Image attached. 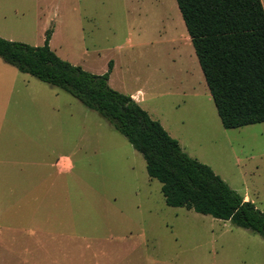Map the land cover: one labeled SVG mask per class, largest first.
<instances>
[{"label": "rangeland", "instance_id": "374dc122", "mask_svg": "<svg viewBox=\"0 0 264 264\" xmlns=\"http://www.w3.org/2000/svg\"><path fill=\"white\" fill-rule=\"evenodd\" d=\"M161 1L134 11L133 0H0V36L37 46L51 28L62 59L97 74L112 61L113 89L141 90L139 105L189 156L264 212V122L223 127L206 83L186 81L188 49L204 76L192 43L164 40V30L169 38L174 31L164 28ZM62 155L72 161L68 172L50 166ZM2 195L75 212L83 203L86 264H264L263 236L167 205L143 155L106 118L0 57Z\"/></svg>", "mask_w": 264, "mask_h": 264}, {"label": "trees", "instance_id": "16d2710c", "mask_svg": "<svg viewBox=\"0 0 264 264\" xmlns=\"http://www.w3.org/2000/svg\"><path fill=\"white\" fill-rule=\"evenodd\" d=\"M224 128L264 122V8L261 0H176ZM0 36V57L23 73L59 87L106 118L142 155L167 205L229 220L264 237V212L210 166L189 156L130 95L50 47Z\"/></svg>", "mask_w": 264, "mask_h": 264}, {"label": "crops", "instance_id": "0c3cea01", "mask_svg": "<svg viewBox=\"0 0 264 264\" xmlns=\"http://www.w3.org/2000/svg\"><path fill=\"white\" fill-rule=\"evenodd\" d=\"M142 1L133 0L134 11L141 9ZM261 3L264 8V0H261ZM159 4L161 5V15L166 16L167 24L164 28L169 27L171 31H174L169 38L168 34H165L167 30H164V40L172 42L179 39L188 49L191 38L176 0H162ZM7 39L11 40L12 38ZM49 43L51 47V38ZM188 51L189 63L186 68L189 71L186 72V81L192 86L196 82L205 86V78L203 76L202 79L190 49ZM193 91H195L194 88ZM141 93V90H138L137 93L130 96L138 103L142 100L138 96ZM207 100L209 103L211 100L213 101L208 87ZM50 166L55 167L58 172H68L72 169L73 164L68 156L62 155L55 156ZM2 190L7 193L16 191L9 187ZM4 196L2 195L0 198V264H75V261L77 264H86L83 257L90 250L91 239L84 232L82 226L84 216L87 215V208L84 209L83 203L78 204L75 212L72 207L58 205L55 201H49L44 206L40 202L27 201V199H8ZM244 199L247 200L248 197L244 196ZM75 219L79 224L76 227ZM99 244L100 239L93 243L94 246Z\"/></svg>", "mask_w": 264, "mask_h": 264}]
</instances>
